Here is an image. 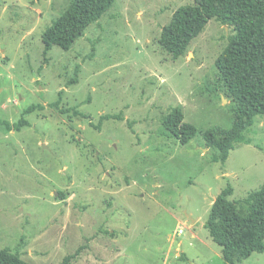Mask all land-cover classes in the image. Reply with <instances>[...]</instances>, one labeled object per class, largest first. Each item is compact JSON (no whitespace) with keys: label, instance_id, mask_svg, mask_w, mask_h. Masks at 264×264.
<instances>
[{"label":"rangeland","instance_id":"1","mask_svg":"<svg viewBox=\"0 0 264 264\" xmlns=\"http://www.w3.org/2000/svg\"><path fill=\"white\" fill-rule=\"evenodd\" d=\"M71 1L0 0V119L44 107L20 131L0 128V250L34 264H227L206 227L212 204L264 182L263 116L226 163L205 138L236 120L215 64L235 26L211 19L175 59L159 39L195 0H116L71 49L47 51ZM176 107L197 128L187 144L163 134ZM103 114L123 119L99 129Z\"/></svg>","mask_w":264,"mask_h":264},{"label":"trees","instance_id":"2","mask_svg":"<svg viewBox=\"0 0 264 264\" xmlns=\"http://www.w3.org/2000/svg\"><path fill=\"white\" fill-rule=\"evenodd\" d=\"M115 2L72 0L66 11L45 30V49L50 51L54 46L71 49L87 28L98 22ZM213 18L223 24H233L236 29L215 62L219 78L233 101L236 120L230 129L205 134L208 146L214 149L211 160L226 163L239 143H251L245 132L257 116L264 117V0H195L174 12L170 23L163 28L159 42L177 59L187 52L191 42ZM52 105L59 104L55 102ZM43 108L41 104L29 106L15 123L0 119V128L20 131L30 125L25 115ZM61 112L69 113L70 109H61ZM75 115L88 117L77 109ZM108 119H123V116L103 114L96 127L101 129ZM163 125V134L182 144L189 143L197 135L196 126L185 120L180 107L167 115ZM233 193L231 185L221 191L206 222L210 236L222 247V256L227 264H239L255 252H264V182L240 201L230 198ZM0 264L34 263L10 249H2Z\"/></svg>","mask_w":264,"mask_h":264},{"label":"built area","instance_id":"3","mask_svg":"<svg viewBox=\"0 0 264 264\" xmlns=\"http://www.w3.org/2000/svg\"><path fill=\"white\" fill-rule=\"evenodd\" d=\"M184 232L183 228H179L178 233L182 234Z\"/></svg>","mask_w":264,"mask_h":264},{"label":"water","instance_id":"4","mask_svg":"<svg viewBox=\"0 0 264 264\" xmlns=\"http://www.w3.org/2000/svg\"><path fill=\"white\" fill-rule=\"evenodd\" d=\"M194 221H196V220H194Z\"/></svg>","mask_w":264,"mask_h":264}]
</instances>
